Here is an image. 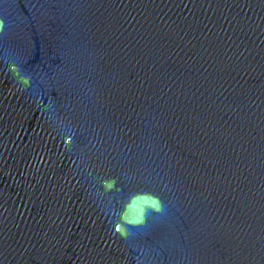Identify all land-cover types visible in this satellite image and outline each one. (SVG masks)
<instances>
[{"label": "water", "instance_id": "water-1", "mask_svg": "<svg viewBox=\"0 0 264 264\" xmlns=\"http://www.w3.org/2000/svg\"><path fill=\"white\" fill-rule=\"evenodd\" d=\"M0 21V264H264V0Z\"/></svg>", "mask_w": 264, "mask_h": 264}, {"label": "clouds", "instance_id": "clouds-1", "mask_svg": "<svg viewBox=\"0 0 264 264\" xmlns=\"http://www.w3.org/2000/svg\"><path fill=\"white\" fill-rule=\"evenodd\" d=\"M2 27H3V21H0V29H2ZM28 83H29V81H28L27 79H24V80H23V84H24V85H25V84H28ZM154 207H155V209H156L157 211H160V210L162 209V206H161V204L159 203L158 200L155 202Z\"/></svg>", "mask_w": 264, "mask_h": 264}]
</instances>
